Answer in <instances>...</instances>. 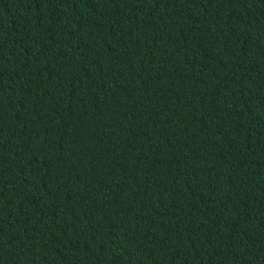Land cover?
<instances>
[{
	"label": "trees",
	"instance_id": "obj_1",
	"mask_svg": "<svg viewBox=\"0 0 264 264\" xmlns=\"http://www.w3.org/2000/svg\"><path fill=\"white\" fill-rule=\"evenodd\" d=\"M0 264H264V0H0Z\"/></svg>",
	"mask_w": 264,
	"mask_h": 264
}]
</instances>
